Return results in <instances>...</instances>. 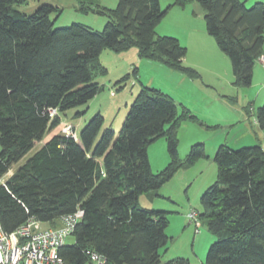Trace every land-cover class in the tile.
Returning <instances> with one entry per match:
<instances>
[{"label":"trees","instance_id":"trees-1","mask_svg":"<svg viewBox=\"0 0 264 264\" xmlns=\"http://www.w3.org/2000/svg\"><path fill=\"white\" fill-rule=\"evenodd\" d=\"M191 1L174 0L162 9L160 0H117L114 10L100 12L109 20L97 32L78 24L54 28L49 16L56 10L49 5L27 14L19 10L26 0H0V178L60 125L61 114L99 93L92 78L102 50L136 47L141 58L199 78L183 64L186 49L179 41L154 32L171 7ZM197 2L207 34L230 61L233 85L250 87L264 44V4ZM177 108L169 95L143 87L117 135L111 127L102 130L104 118L95 114L75 138L51 136L0 184L2 229L11 233L32 218L55 228L61 217L81 210L73 244L58 251L65 264H92L90 252L105 264H161L160 251L169 240L168 213L141 207L140 197L154 200L179 169L206 157L197 143L179 159L177 128L189 114L183 109L180 116ZM52 109L57 114L50 117ZM256 110L255 121L264 132V102ZM161 137L169 162L153 173L147 148ZM213 160L216 179L201 195L197 214L215 237L203 264H264V149L221 144ZM163 264L190 263L175 258Z\"/></svg>","mask_w":264,"mask_h":264},{"label":"rangeland","instance_id":"rangeland-1","mask_svg":"<svg viewBox=\"0 0 264 264\" xmlns=\"http://www.w3.org/2000/svg\"><path fill=\"white\" fill-rule=\"evenodd\" d=\"M167 1L162 0V5H166ZM192 1L195 3L191 4ZM192 1L188 12L194 13L195 21L204 23L205 26L203 9L197 0ZM43 4L56 10L49 16L54 28H65L78 24L100 32L109 20L105 14H100V12L104 9L114 10L117 0H26V4L22 5L19 10L31 14ZM253 4L249 3L246 7L249 8ZM171 12L164 16L154 32L157 36L176 38L186 49L183 64L198 72L199 78L191 79L193 81L190 83L195 84L196 87L190 84H181L178 79L186 78L182 73L173 71L161 62L139 57L136 47L122 52L104 49L97 58L99 67L94 69L92 78V82L97 83L100 87L99 93L86 105L61 114L60 125L46 133L42 141L36 142L33 149L0 178V184L54 134L68 136L70 131L77 134L95 114H100L104 118L102 130L111 127L117 135L134 96L143 87L155 89L164 94L168 93L177 105L180 116L183 109H186L188 114L193 117L191 119L189 115L185 114L186 118L181 120L177 128L179 159H185L190 147L197 143L203 144L206 157L198 160L189 168L179 169L169 181L156 191L157 197L154 199V203L150 204V207L168 213L169 225L166 228V235L169 240L164 249L160 251V263L183 258L190 264H203L208 248L215 237L208 230L202 218L197 217V223H195L189 219V214L192 211H196L197 214L202 211L201 195L216 179L217 167L213 160L214 154L221 144H226L235 150L254 146L257 142L256 144H247L238 124L230 119L234 112L233 109L239 108L240 101L247 89L233 85L234 80L228 57L221 53L224 55V59L220 61L210 55L209 59H213V70L204 68L202 64L203 68H196L198 53L201 49L198 48V52L192 46L195 42L192 35L179 38L180 32H174L176 27L174 23L176 24L178 21L179 13ZM185 38H189V40L187 41ZM206 51L204 52L206 54L211 52L208 47ZM208 72L213 75L208 76ZM121 79L125 80L123 84L120 82ZM81 111H84L81 118H75V112ZM252 121L253 116H251ZM248 127L249 137L254 139L255 136L251 132L249 123ZM261 143L264 148V142ZM147 154L153 173L163 169L169 162L166 138L161 137L152 142L147 148ZM164 160L165 164L161 166ZM139 202L141 207H149L144 197H140ZM73 242L74 238L71 235L65 238L64 245H71Z\"/></svg>","mask_w":264,"mask_h":264},{"label":"built area","instance_id":"built-area-1","mask_svg":"<svg viewBox=\"0 0 264 264\" xmlns=\"http://www.w3.org/2000/svg\"><path fill=\"white\" fill-rule=\"evenodd\" d=\"M256 62L264 69V54ZM56 114L57 111L52 109L49 115L53 117ZM70 132L68 135L75 138V132ZM4 184L5 181L1 183ZM197 217L196 211L189 214V219L195 223ZM81 218L82 211L77 210L73 215L61 217L59 226L55 228L44 226L33 218L11 233L0 226V264H65L58 251ZM89 260L92 264H105L103 257L96 252L89 253Z\"/></svg>","mask_w":264,"mask_h":264},{"label":"crops","instance_id":"crops-1","mask_svg":"<svg viewBox=\"0 0 264 264\" xmlns=\"http://www.w3.org/2000/svg\"><path fill=\"white\" fill-rule=\"evenodd\" d=\"M173 1L174 0H168L167 1L168 3H166V5L163 6L162 0H160V6L162 9L163 8L165 9L167 6L171 5ZM242 1L245 3V6H247V4L249 3L253 4L254 2H261L264 4V0H242ZM193 3H195V1L191 2V4ZM191 4L189 3L183 8L178 7V6H173L168 10V12L166 13V16L171 11H172L171 13H175V11L179 13L178 21H176V24L174 23V26H176L174 29V32H180L181 35H178L179 38H182V36L190 37V35H192V38L195 41L193 42L192 46H194L198 52H199L198 48L201 49L200 53H198V58H197L198 63L196 65L197 66L196 68H199V69L203 68L201 67V64H202L204 68L213 70V65H212L213 59H209V56L212 55L216 57L217 59H219L220 61H223L224 55L221 54L222 52H220V50L216 46V42H214L215 40L207 34L204 23L202 24L201 22L195 21V19L193 18L195 14L194 13L190 14L188 12V7ZM185 40L188 41L189 38H185ZM207 47L211 51L210 54L204 53V52H207L206 51ZM262 54H264V44L262 47ZM208 74H209L208 76L213 75V73L211 72H208ZM178 81L181 84L182 83L190 84L193 80H191L188 77L186 78L181 77L178 79ZM190 85L196 87L195 84H190ZM246 89H247V92L244 93L242 100L240 101L239 108L237 107V109H233L234 112H232L231 114L233 117L231 116L230 119H232L236 124H238L240 131L243 132V135L245 137V141L247 142V144L251 145V144H256L257 142V144H260L262 146L261 142H264V132H262L258 128L257 123L255 121V110L258 107H260L262 103L264 102V69L260 66L258 62H256L253 67L251 85L250 87ZM166 94L171 97L170 94L168 93ZM224 102L226 101L224 100ZM247 107L250 109V113H247L246 111ZM251 116H253L252 122H251ZM248 123L251 126V132L255 136L254 139L249 137L250 132H249ZM163 164H165V160H164V163L162 162L161 166H163ZM142 197H144L145 201L147 202V206L149 205L148 208H153V209L155 208V207H150V204H153L154 200L150 201V199L147 196H142Z\"/></svg>","mask_w":264,"mask_h":264}]
</instances>
